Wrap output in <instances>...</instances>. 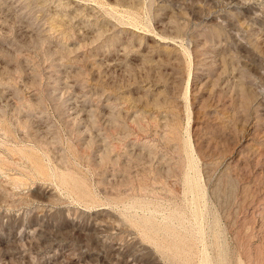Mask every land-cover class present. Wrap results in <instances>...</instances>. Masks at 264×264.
<instances>
[{
    "label": "rangeland",
    "instance_id": "rangeland-1",
    "mask_svg": "<svg viewBox=\"0 0 264 264\" xmlns=\"http://www.w3.org/2000/svg\"><path fill=\"white\" fill-rule=\"evenodd\" d=\"M0 264H264V0H0Z\"/></svg>",
    "mask_w": 264,
    "mask_h": 264
}]
</instances>
